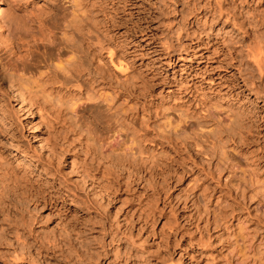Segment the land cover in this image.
<instances>
[{"label":"rangeland","instance_id":"obj_1","mask_svg":"<svg viewBox=\"0 0 264 264\" xmlns=\"http://www.w3.org/2000/svg\"><path fill=\"white\" fill-rule=\"evenodd\" d=\"M1 7L20 20L0 28L1 256L264 264V0ZM24 222L62 243L46 263Z\"/></svg>","mask_w":264,"mask_h":264},{"label":"bare ground","instance_id":"obj_2","mask_svg":"<svg viewBox=\"0 0 264 264\" xmlns=\"http://www.w3.org/2000/svg\"><path fill=\"white\" fill-rule=\"evenodd\" d=\"M5 12H7V17H8L9 20H11L14 23L16 22V24L17 23L20 24L19 18L14 14L12 9H10V8L9 9H7V8L4 9L3 7H1V0H0V28L3 27L4 18H5ZM55 59L57 60V62H60V56H57ZM62 67L64 68V66H62V65L61 66L55 65V68L56 69H60V71L63 70ZM3 78H1L0 80H2ZM4 79H6V78H4ZM22 85L23 84L21 82V86ZM23 86H26V85L24 84ZM19 87H20V85H19ZM19 87L11 85V84H8V83H5V85H3V88H4V90H5L6 94H7V95H5V98L7 96V102L8 101H13L14 103H16L18 109L21 111L23 108H25V107L27 108V106H30V104H31L30 100L31 99L29 98V95H28L29 92H28V94L24 93L23 91L21 92L20 91L21 87H20V89H19ZM27 89H28V87H27ZM7 104H9V103H7ZM21 117H22V119L24 121L27 120L25 115L22 114ZM31 140H32L33 143H36V145H37L36 147H37V149H39L40 153L47 154L46 153L47 149H46V146H45L44 142L42 141V139L38 138L35 135V133L31 134ZM11 234H12V236L16 237V241L17 242L20 241L19 242L20 246H24V247L31 248V249L35 250L37 255L42 254L40 259H43V261H45V263H46V259L50 256V253L54 254L56 252L55 250L57 248H59V246L62 245L61 242L59 244H56L54 242H50L49 240L48 241L47 240L45 241V239H41L40 240L39 236H38V238L35 237V239L33 237H30V236H35V235H31V230L28 229V227L25 224V222L23 224V227L22 226L21 227H16L13 230V232H11ZM31 238H33L32 242H30ZM36 239H38V240H36ZM46 251H47V255L45 256V255H43V252L45 253ZM24 262H26V263H24ZM0 263H2V264H37L34 261H32L30 259V257L25 256L23 253H20V254L15 253V255L13 257L9 258V259H6V258H4L3 256L0 255Z\"/></svg>","mask_w":264,"mask_h":264}]
</instances>
